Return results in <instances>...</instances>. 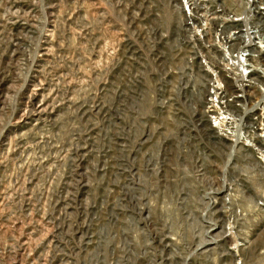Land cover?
<instances>
[{
    "label": "rangeland",
    "instance_id": "1",
    "mask_svg": "<svg viewBox=\"0 0 264 264\" xmlns=\"http://www.w3.org/2000/svg\"><path fill=\"white\" fill-rule=\"evenodd\" d=\"M182 5L0 0V264H264V80Z\"/></svg>",
    "mask_w": 264,
    "mask_h": 264
},
{
    "label": "built area",
    "instance_id": "2",
    "mask_svg": "<svg viewBox=\"0 0 264 264\" xmlns=\"http://www.w3.org/2000/svg\"><path fill=\"white\" fill-rule=\"evenodd\" d=\"M193 2H199V4L194 5ZM227 2H233L234 5H226ZM236 2L245 4L246 10L241 13L234 10L233 7ZM182 3L181 12L186 10V13H184V18L180 22L199 35L200 44L204 43L202 33L207 30L222 31L224 35L221 42L213 40L212 44H210L212 49L217 47L214 50L221 51V60L216 58L215 53H210L207 58L209 61L205 57L201 59L203 64L207 66L219 64L225 67L222 75L217 71L211 72V80L215 81L213 88L219 92L225 88L224 85H221L223 81L234 79L235 71L228 67L233 65V60L239 61L240 65L245 67L241 76L245 81H252L255 77L264 80V50L260 48L254 54L250 46L242 47L237 51L233 46V41L236 40L239 33L264 34V7L256 6V3L263 4L264 0H190V2L182 0ZM252 7H256L258 10L254 12V9H251ZM257 17L258 19H256ZM212 49L211 51H213ZM200 56L202 57L201 54ZM201 61L200 63H202Z\"/></svg>",
    "mask_w": 264,
    "mask_h": 264
}]
</instances>
